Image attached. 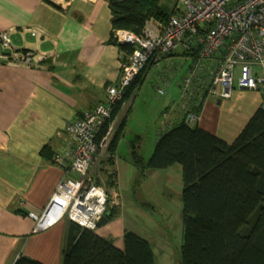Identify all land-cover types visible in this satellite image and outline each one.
<instances>
[{
    "label": "crops",
    "instance_id": "crops-1",
    "mask_svg": "<svg viewBox=\"0 0 264 264\" xmlns=\"http://www.w3.org/2000/svg\"><path fill=\"white\" fill-rule=\"evenodd\" d=\"M0 31H9L14 47L30 50L36 63L33 67L0 64V264H15L21 255L45 264H61L70 222L63 220L36 231V222L29 216V212L43 213L67 171V166L56 165L41 150L49 145L55 154L70 145L66 126L105 99L106 87L121 77L124 52L112 39L107 0H0ZM32 31L37 35L32 36ZM166 61L162 67L170 65ZM170 91L174 94L172 88ZM251 92L259 93L254 96L257 109L263 96ZM134 96L135 92L130 103ZM210 99L204 102L199 126L232 142L253 114L241 117L244 123L240 127L238 118L219 129V118L212 114ZM127 113L128 110L123 116ZM176 115L179 114L175 112L173 118L168 115L159 131ZM122 166L133 171V178L137 177L138 169L128 157L120 159L117 151L112 167L113 186L107 177L110 201L115 193L120 197L117 190H121ZM177 173L182 178V169L177 165L147 170L142 180L149 202L143 204L153 203L152 212L161 213L166 219L177 201ZM116 204L118 216L95 232L112 239L121 249L126 230L139 235L142 232L153 245L145 236L154 234L155 226L136 231L123 215L121 201ZM149 212L148 208L146 213ZM154 222L157 223L155 218Z\"/></svg>",
    "mask_w": 264,
    "mask_h": 264
},
{
    "label": "trees",
    "instance_id": "trees-1",
    "mask_svg": "<svg viewBox=\"0 0 264 264\" xmlns=\"http://www.w3.org/2000/svg\"><path fill=\"white\" fill-rule=\"evenodd\" d=\"M107 1L111 11L112 39L118 29L140 34L149 19L166 21L176 12L175 7L162 0ZM117 44L124 52V62L137 47L130 43ZM172 54L181 56L186 53L175 51ZM165 61L158 66L150 62L127 87L108 123L103 126L102 134L134 92L136 96L149 69L167 70L168 66L162 67ZM167 62L169 71L175 68L169 59ZM171 75L169 72L167 77ZM199 101L196 111L202 113L204 100ZM177 105H182L180 91ZM171 108L162 112L164 119L165 113L170 115ZM177 113V121L176 118L170 120L166 128L164 126L158 132L150 158L145 159L142 155L143 137L136 135L131 139L128 161L138 169L137 177L141 180L147 170L167 169L174 165L181 167V264H264V107L261 104L254 111L232 142L199 124L187 122V111L182 108H178ZM126 117L119 124L106 152L107 164H114L117 145L125 132ZM61 152L53 154L49 145L41 150V154L51 158L53 163L54 157ZM114 175L110 173L109 185H114ZM97 181L101 183V180ZM117 216L118 208L110 205L109 195L107 210L97 226L102 227ZM69 222L61 264H157L152 243L133 231H125L121 249L112 239L98 235L95 230ZM15 264L45 263L21 255Z\"/></svg>",
    "mask_w": 264,
    "mask_h": 264
},
{
    "label": "built area",
    "instance_id": "built-area-1",
    "mask_svg": "<svg viewBox=\"0 0 264 264\" xmlns=\"http://www.w3.org/2000/svg\"><path fill=\"white\" fill-rule=\"evenodd\" d=\"M175 9L166 21L149 19L140 34L115 31L116 42L137 47L122 64L117 84L107 88L105 101L84 110L66 126L74 142L56 155L54 162L67 166V172L58 181L43 213L29 212L36 231L63 220L97 229L108 207L109 191L106 184L98 183L92 171L116 130L114 121L104 134L102 128L127 87L150 62L158 66L172 52L186 53L183 56L190 62L180 96L189 123L201 121V113L196 111L199 100L229 99L236 88L260 92L264 107V0H177ZM31 34L37 35L35 31ZM16 63L33 67L34 54L16 49L10 32L0 31V64ZM158 92L164 94L165 90L160 88Z\"/></svg>",
    "mask_w": 264,
    "mask_h": 264
},
{
    "label": "rangeland",
    "instance_id": "rangeland-1",
    "mask_svg": "<svg viewBox=\"0 0 264 264\" xmlns=\"http://www.w3.org/2000/svg\"><path fill=\"white\" fill-rule=\"evenodd\" d=\"M162 2L169 3V5L173 8L175 7L177 0H162ZM167 58H174L172 63L175 65V68L169 71V65L166 71L163 69L158 70L154 67L149 69L144 82L136 91L137 94L134 101L132 103H130V101H126L122 105L124 108L120 116H118L115 121L113 119V126H115V129L117 130L119 124L124 118L123 115H125L128 110L125 132L121 135L120 142L117 145V151L120 159L128 157L129 141L136 135H141L143 137L141 143L142 155L145 159L150 158L154 151L158 131L161 128L162 122L165 121L162 117V112L164 109L171 107L175 103V106L173 107L175 109L171 108V111H169V118H173L175 112H178V108H182V105H177L179 101V84L186 73L190 60L183 55L174 56L173 54H168ZM169 72L172 75L167 77ZM168 84L172 85L171 88L174 91V94L171 93V88ZM160 88L165 90V94L161 95L158 92ZM255 95L258 96L259 93L236 88L231 98L220 100L221 104L217 103L219 100L216 98H211L209 102H212V106L214 108V110H212V114H215V118H219L217 127L219 129H222L225 126L228 127L229 121L231 123L238 118V127H240L242 123H244V119L242 120L241 117L253 114L256 109L257 101H255ZM105 99L103 101H105ZM129 104L131 105L130 109H128ZM61 129H64V124ZM35 130H37V128ZM116 130L112 134L110 133L111 138L109 145L111 144ZM68 137L71 140L70 144H72L74 139L70 135H68ZM109 145L106 150H108ZM105 151H103L105 154H102L101 152L102 157L100 156L96 159V166L94 167L92 174L101 180V183L104 185L106 184L109 191L110 186H108L107 177L109 178L108 174L114 173V171H112L113 165H107V154ZM120 171L123 176L121 190H117L120 197L117 193H115L116 195H114L116 197H112L110 205L118 206L116 203L121 201L123 215L128 219V222H130L128 224H132L136 231H141L140 228L143 229L145 226H147V228L155 226L156 232L151 235L147 233L145 237H148L153 241L157 264H181L180 249L183 239V222L181 215V194L183 190L182 178L178 177L177 173V201L173 206L170 218L166 219L161 213L157 214L152 212L153 203L150 205L147 204L146 206L143 204V201L149 203L147 201V193L144 191L143 179L141 180L140 177H137V179L133 178V171L131 169H125L124 166H122ZM105 175L107 176L103 177ZM114 201L116 203H113ZM148 208L151 210V213L149 212V214L146 213ZM140 210L144 213L141 214ZM132 211H134V213H132ZM154 218L157 223L154 222ZM158 231L162 234L158 235ZM163 232H165V234H163ZM140 235L144 237L145 234L141 232Z\"/></svg>",
    "mask_w": 264,
    "mask_h": 264
},
{
    "label": "water",
    "instance_id": "water-1",
    "mask_svg": "<svg viewBox=\"0 0 264 264\" xmlns=\"http://www.w3.org/2000/svg\"><path fill=\"white\" fill-rule=\"evenodd\" d=\"M218 103L220 104V103H221V101L219 100V101H218Z\"/></svg>",
    "mask_w": 264,
    "mask_h": 264
}]
</instances>
